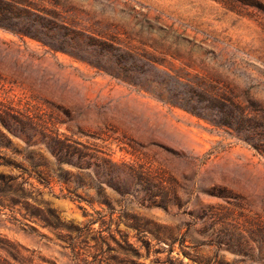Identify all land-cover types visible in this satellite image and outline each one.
Instances as JSON below:
<instances>
[{"label":"rangeland","instance_id":"1","mask_svg":"<svg viewBox=\"0 0 264 264\" xmlns=\"http://www.w3.org/2000/svg\"><path fill=\"white\" fill-rule=\"evenodd\" d=\"M3 163L0 264H264V0H0Z\"/></svg>","mask_w":264,"mask_h":264},{"label":"trees","instance_id":"2","mask_svg":"<svg viewBox=\"0 0 264 264\" xmlns=\"http://www.w3.org/2000/svg\"><path fill=\"white\" fill-rule=\"evenodd\" d=\"M7 163H9V162H7ZM7 163H3V164H0V165H6ZM11 178L12 177H8L5 174H0V182L7 183L8 180H10Z\"/></svg>","mask_w":264,"mask_h":264}]
</instances>
